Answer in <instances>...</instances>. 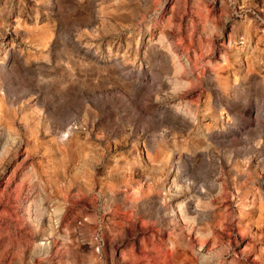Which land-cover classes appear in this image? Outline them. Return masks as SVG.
I'll list each match as a JSON object with an SVG mask.
<instances>
[{"label":"rangeland","instance_id":"374dc122","mask_svg":"<svg viewBox=\"0 0 264 264\" xmlns=\"http://www.w3.org/2000/svg\"><path fill=\"white\" fill-rule=\"evenodd\" d=\"M0 264H264V0H0Z\"/></svg>","mask_w":264,"mask_h":264},{"label":"bare ground","instance_id":"6f19581e","mask_svg":"<svg viewBox=\"0 0 264 264\" xmlns=\"http://www.w3.org/2000/svg\"><path fill=\"white\" fill-rule=\"evenodd\" d=\"M154 31H155V30H154ZM157 31H158V30H157ZM157 31H155V32H157ZM158 36H159V34H158ZM149 37H151V36H149ZM149 37H148V38H149ZM153 37H154V36H153ZM155 38H156V37H155ZM157 38H158V37H157ZM1 49H2V47H1ZM242 49H243V48H242ZM230 52H231V51H230ZM1 53H2V52H1ZM241 54H242V53H241ZM242 56H243V55H242ZM235 58H236V57H235ZM238 58H239V57H238ZM228 77H229V75H228ZM228 77H226V78H228ZM225 80H226V79H225ZM227 80H228V79H227ZM228 81H229V80H228ZM178 141H179V140H178ZM187 145H188V144H187ZM22 200H23V199H22ZM24 200H25V197H24ZM26 201H27V200H26ZM23 203H24V202H23ZM20 206H21V205H20ZM19 208H20V207H19ZM41 237H42V236H41ZM38 238H39V240H40V237H38ZM41 239H42V238H41ZM44 239H45V238H44ZM44 239H43V240H44ZM41 241H42V240H41ZM41 241L38 242V243H40V244L42 243V244H43V242H41ZM44 242H45V241H44Z\"/></svg>","mask_w":264,"mask_h":264}]
</instances>
